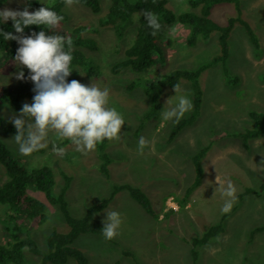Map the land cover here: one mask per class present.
Instances as JSON below:
<instances>
[{"label": "rangeland", "instance_id": "374dc122", "mask_svg": "<svg viewBox=\"0 0 264 264\" xmlns=\"http://www.w3.org/2000/svg\"><path fill=\"white\" fill-rule=\"evenodd\" d=\"M38 1L41 6H49L54 2ZM97 1L100 5L98 14L75 1L71 5L65 3L62 9L65 22H60L54 32L46 31L49 35L55 33L66 36L69 29L82 26L86 29L83 37L93 43L92 47H80L86 66L93 70V76L88 75L79 65L73 66L71 74L73 79L85 85L93 82L101 88L107 87L110 91L109 106L115 107L125 119L120 139L107 142L106 152L112 160L108 165V175L99 170L101 161L96 150L81 153L69 142L62 146L65 149L63 155L55 154L51 149V142L62 141L54 133L49 134L50 142L45 152L30 156L20 154L17 143L12 139L13 135L0 130V140L24 168H52L55 193L62 186V175L71 178L65 200L70 215L75 218L82 217L89 206L108 196L113 185L130 184L146 192L158 219L152 220L126 191L117 193L104 211L94 215L92 222L103 227L106 212L117 211L122 220L119 234L112 240H105L97 234H83L74 242L73 246L84 254L88 264H195L189 253V240L200 236L209 226L216 225L222 214L220 209L227 199L216 182L217 175L220 180L222 177L221 182H225V186L227 181H231L236 188V194L245 189L240 186L257 190L259 183L264 181V136L250 142L248 153L245 151L249 163L241 155V140L232 136L234 133L252 129L250 112L264 114V0L240 1L241 18L253 31L256 43L250 40L241 25L233 27L227 40L226 62L210 66L198 78L201 92L198 116L170 143L166 139L177 120L165 119L164 113L175 107L181 96H186L192 102L190 83L180 80L176 92L175 88L164 87L160 97L159 117L148 120L141 119L148 107V101L142 93V84L174 70L193 71L210 63L220 52L218 32L212 31L205 40L199 37L196 44L189 47L186 45L190 33L188 25L177 22L164 24L162 36L165 39L160 43L165 58L163 64L155 65L142 73H134L131 69L124 68L118 74H113L110 68L123 58L124 50L132 43L135 19L132 24L125 25L120 34L113 27H99L98 21L106 13L109 1ZM166 1V8L173 14L197 12L190 8L188 0ZM25 7V0H7L0 9L23 10ZM235 15L233 4H223L211 9L210 19L215 24L224 26ZM224 70L230 77L237 78L238 82L229 83L224 76ZM20 71L24 72L23 80L16 78ZM28 75L27 68L15 63L9 74H0V88L12 90L27 80ZM134 81L138 85L129 89L128 85ZM26 102L31 103L32 98L23 101ZM191 111L192 108L182 118L187 117ZM14 114L19 113L7 106L0 107V117L3 119L10 121ZM140 124L142 128L134 136ZM141 136L149 142L143 153L138 150ZM206 145L210 149L203 159L204 179L201 188L194 191L185 208L180 209L175 204L183 197L184 188L192 182L191 157ZM3 180L0 169V185ZM30 194L36 195L46 206L45 222L35 224L28 234L37 247L44 250L46 235L52 230L66 232L68 226L56 206L49 204L39 193ZM261 194L262 197H254V193L244 196L240 202V214L229 219V223L235 227L233 236L230 235L226 244L213 247L217 242L215 238L208 246L198 249L202 257L204 251L212 247L206 256L207 260L201 264L264 262V239H261L264 235H255L252 242L248 243L247 234L246 243L235 244V236L240 231L260 223L257 211L264 210V191ZM251 197L252 200L255 198L254 206L247 201ZM234 205L238 206L235 200ZM169 209L176 211L170 212ZM5 237L0 228V245L8 240ZM255 247L256 251L253 250ZM122 250H127L133 256L122 255ZM255 253L263 257H255ZM24 254L25 264L38 263V257L29 254L27 250H24ZM65 264L77 263L69 258Z\"/></svg>", "mask_w": 264, "mask_h": 264}, {"label": "trees", "instance_id": "16d2710c", "mask_svg": "<svg viewBox=\"0 0 264 264\" xmlns=\"http://www.w3.org/2000/svg\"><path fill=\"white\" fill-rule=\"evenodd\" d=\"M7 0H0V7ZM80 6L88 8L92 13L98 14L100 12V5L97 0H74ZM109 5L106 13L99 19V27H113L119 34L124 31L125 25L134 22V37L132 43L124 50L123 58L112 65L110 68L113 74H118L124 68H129L134 73H142L146 70L160 65L165 62L163 50L160 47L165 39L162 36L164 24L177 22L182 25L190 27V33L186 39V45L192 47L196 44L200 37L203 40L207 39L212 31L218 32V44L220 52L215 56L210 63L202 65L196 70H174L165 74L156 80L148 81L142 84V93L148 101L146 113L141 118L142 120L154 119L159 117L161 109L160 97L164 87L174 88L178 85L180 80H186L190 83L192 91V111L185 117L177 121L168 134L167 142L170 143L176 135L186 126L194 122L199 114L201 104V92L198 84L200 74L210 66L216 63H225L228 57V36L235 24L243 27L248 37L253 43L255 38L253 31L248 27L247 23L241 18L240 1L241 0H188V5L192 10L197 11L186 12L182 14H173L166 8V0H108ZM66 0H54L49 7L63 17L61 23L66 20L62 9ZM233 4L236 15L227 20L226 24L219 26L210 19L211 9L219 4ZM25 6L29 11H34L41 7L38 0H25ZM150 10L157 14L162 25L159 32L154 36L152 29L148 27L147 21L143 17V11ZM136 16V17H135ZM12 21L7 23L0 22V29L15 33L12 27ZM42 30L38 26H30L25 28L24 35H30L32 32H39ZM122 30V31H121ZM86 32L85 27L77 26L69 29L65 37L71 38L73 41L71 69L73 66L79 65L84 71L93 76V70L86 66V60L80 47H92L93 43H89L88 39L83 37ZM87 41V42H86ZM91 42V41H90ZM19 47L15 40L5 41L0 35V74H9L13 68L14 57L16 50ZM224 76L229 83H236L237 78L230 77L226 70ZM264 80V75L262 76ZM70 82L73 80L72 74L67 78ZM137 82H132L128 85L129 89L137 86ZM33 83L30 80H25L12 90H5L0 88V107L7 106L12 111L19 113L23 101L27 98H33ZM158 111V112H157ZM249 118L253 122L252 129H246L243 132L233 134L235 138H239L245 149L249 148V142L264 136V114L257 112H250ZM141 120V121H142ZM143 125V124H142ZM141 124L137 132L141 130ZM0 130L5 134L15 135L16 129L14 125L0 117ZM57 144L62 147L71 142L63 139ZM108 140H104L96 147V153L101 161L99 170L102 174L108 175V165L111 163V158L106 152ZM210 147L204 146L198 150L191 157V162L194 170V179L192 183L186 188L181 199L177 200L179 208H184L188 202L190 195L201 185L203 179L202 160L206 156ZM46 149H41L34 153L45 152ZM0 169L4 176V180L0 185V228L8 240L0 245V264H25L24 250L29 254L39 258L37 264H65L69 258L76 261L77 264H88L84 254L76 249L73 245L80 235L83 234H97L102 235V228L92 222L95 214L105 210L114 196L126 191L130 198L134 200L144 212L153 220L158 219V215L154 212L147 195L138 187L130 184L113 185L110 188L108 196L100 199L98 203L89 206L82 217L75 218L70 215L67 202L65 200V193L68 190L70 177L62 175L63 183L59 191L55 193V180L52 168L41 166L38 168L28 169L20 165L19 160L15 158L7 147L0 140ZM31 190V191H30ZM39 193L49 204L56 206L64 219L68 230L66 232H56L52 230L45 237L46 248L41 250L37 244L29 237V231L36 224L45 222L46 206L36 195ZM264 191V182L259 186L258 190L245 189L244 193L238 196L239 199L245 194L254 193L257 197L262 196ZM224 217V216H223ZM153 223V227H154ZM264 230V226L255 228L249 232L248 243L252 242L256 233ZM223 231L222 224L209 226L200 236L194 237L191 240V256L195 264L198 261V249L207 245L212 239H215ZM122 255L126 257L133 256L127 250H122Z\"/></svg>", "mask_w": 264, "mask_h": 264}, {"label": "clouds", "instance_id": "9594fccd", "mask_svg": "<svg viewBox=\"0 0 264 264\" xmlns=\"http://www.w3.org/2000/svg\"><path fill=\"white\" fill-rule=\"evenodd\" d=\"M73 2L66 0L68 5ZM143 17L155 36L162 27L159 17L150 10H144ZM9 20L13 22L16 34L0 29V35L5 41L18 43L14 62L28 69L27 79L34 85L32 102L24 103L19 114L10 118L16 129L12 139L17 143L20 154L30 156L47 148L50 133H54L58 140H70L76 151L81 153L94 151L104 140L120 139L125 119L115 107L109 106V89L93 82L85 85L78 80L69 82L67 79L73 71V41L55 33L49 35L46 31L57 28L63 17L47 5L34 11H29L28 7L23 10L0 9V22ZM33 25L42 30L24 35L25 28ZM16 78L25 79L24 72L20 71ZM174 88L176 92L179 85ZM192 106L189 98L181 96L177 105L164 113V118L178 121ZM148 144L141 136L138 150L143 153ZM51 149L57 155L65 153V149L56 142H51ZM216 182L222 195L227 197L221 211L228 213L235 200L236 188L231 181H227L225 186L218 175ZM121 223L119 212H106L101 230L103 238L114 239L119 234Z\"/></svg>", "mask_w": 264, "mask_h": 264}, {"label": "crops", "instance_id": "0c3cea01", "mask_svg": "<svg viewBox=\"0 0 264 264\" xmlns=\"http://www.w3.org/2000/svg\"><path fill=\"white\" fill-rule=\"evenodd\" d=\"M224 4H228V3H224ZM219 5H223V4H219ZM217 6V5H216ZM215 7V6H214ZM213 7V8H214ZM234 10H235V7H234ZM235 25H239V24H235ZM234 25V26H235ZM147 110V109H146ZM235 134V133H234ZM232 136H233V134H232ZM234 137V136H233ZM167 140V139H166ZM251 141H253V140H251ZM250 141V142H251ZM249 142V148L248 149H245L244 148V146H243V144H242V153L243 154H241L242 155V157L244 158V160L246 161V163H249L248 161H247V158L245 157V151L248 153V151H249V149H250V145H251V143ZM204 159V158H203ZM252 163H253V165H254V162L252 161ZM204 164H203V160H202V167H204L203 166ZM192 168V167H191ZM193 176H192V181H193V179H194V170H193ZM203 179H204V168H203ZM202 179V180H203ZM221 180H222V177H221ZM203 182V181H202ZM202 182H201V185H202ZM238 182V181H237ZM264 181L262 180L260 183H259V186L263 183ZM192 183V182H191ZM190 183V184H191ZM189 184V185H190ZM118 185V184H117ZM188 185V186H189ZM201 185L195 190V192L196 191H199V189L201 188ZM187 186V187H188ZM134 187H136V186H134ZM186 187V188H187ZM240 187H242V188H245V189H252V188H249V187H247V186H240ZM139 188V187H138ZM186 188H184V192H185V190H186ZM259 188V187H258ZM141 189V188H140ZM245 189L243 190V189H241V191L240 192H238L237 194L235 193V201H236V203H238V206L237 205H234V206H232V208H231V210L228 212V213H223L222 211H221V209L220 208H218V209H220V211H221V217H220V219L217 221V223H220L221 222V224H222V228H223V231L220 233V235L218 236V237H216L217 238V242L216 243H214L213 245V247H219L220 245H223V244H226V242H227V240L230 238V235H232L233 236V234H234V224L232 225L231 224V222L229 223V219L230 218H232L233 216H237L238 214H240V202L244 199V196L245 195H251V193H249V194H245V195H243V197L241 198V199H239L238 198V196L240 195V194H242V193H244V191H245ZM145 194H146V192L143 190V189H141ZM258 190V189H257ZM110 191V190H109ZM147 195V194H146ZM183 195H184V193H183ZM192 195V194H191ZM191 195H190V197H191ZM190 197H189V199H188V201L190 200ZM254 197H257L256 195L254 196ZM260 197H262V196H260ZM149 199V198H148ZM255 200V198H253V200H252V197L251 198H248L247 199V201H249L248 203H250L251 202V204L253 205V201ZM150 201V200H149ZM150 203H151V201H150ZM175 205H177V204H175ZM151 206H152V204H151ZM244 206V205H243ZM254 206V205H253ZM177 207L179 208V206L177 205ZM153 208V207H152ZM185 208V207H184ZM255 209H256V211H257V208L256 207H254ZM180 209H183V208H180ZM104 211V210H103ZM169 211L170 212H175L176 210L175 209H169ZM257 214L259 215H256V216H258L259 218H260V223L259 224H256V225H254L253 227H247V229H245V230H242V231H240L236 236H235V244H239V243H241V242H247L246 241V235L248 234V237H249V232L251 231V230H254L255 228H259V227H262V226H264V210H263V212L261 211V212H258L257 211ZM224 216V217H223ZM247 223H248V220L246 219L245 220ZM216 223V224H217ZM257 237H261V236H263L264 235V230H262L261 232H258V233H256L255 234ZM194 237H196V236H194ZM194 237H192V238H194ZM198 237V236H197ZM255 237V236H254ZM192 238H190V240H189V244H190V247H189V253L191 254V240H192ZM261 239H264V236L263 237H261ZM234 243V242H233ZM205 246H208V245H204L203 247H205ZM212 248V247H211ZM211 248H208L206 251H204V253L202 254V257H200L201 255H199V253H198V261H196V263L197 264H201V262L203 261H205V260H207V258H206V256L209 254V252H210V249ZM253 250H257L256 249V247L253 249ZM254 256L255 257H258V258H262L263 257V255H261V254H259V253H255L254 254ZM245 259H243V261H244ZM248 261V260H247ZM192 262V261H191ZM244 262H246V260L244 261ZM260 261H257V263L256 264H264V262H260ZM246 264H248V263H246Z\"/></svg>", "mask_w": 264, "mask_h": 264}]
</instances>
